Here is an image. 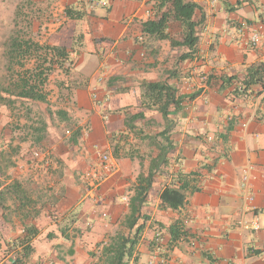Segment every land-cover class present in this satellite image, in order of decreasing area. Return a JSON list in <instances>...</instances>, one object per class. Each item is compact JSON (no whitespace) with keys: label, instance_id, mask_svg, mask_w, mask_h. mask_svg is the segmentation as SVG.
Listing matches in <instances>:
<instances>
[{"label":"crops","instance_id":"1","mask_svg":"<svg viewBox=\"0 0 264 264\" xmlns=\"http://www.w3.org/2000/svg\"><path fill=\"white\" fill-rule=\"evenodd\" d=\"M46 1L58 6L59 18L42 25L48 32L44 40L59 43L64 37L82 36L74 78L84 85L72 91L67 108H58L66 112L69 121L62 124L69 125V133L62 135L47 126L42 141L46 159L27 167L29 159H10L25 166L19 171L23 176L13 171L11 162L1 168L0 159V190L17 183L26 193L36 191L27 197L35 205L31 209L22 207L16 194L5 196L12 206L11 211L0 210V243L10 242L23 224L33 225L38 232L30 259L90 264L97 244L115 235L116 229L123 232L131 189L141 170L135 157L114 159L110 139L124 130L126 116L141 112L140 85L166 80L177 95L196 96L183 101L178 110L170 109L172 150L142 208L148 220L135 264H158L159 254L150 249L157 230L167 264H264V91L259 86L241 91L248 67L264 64V46L247 43L253 31L264 40V0H216L212 6L207 0H189L202 7L204 22L197 54L179 62L182 48L142 33L141 24L151 16L149 0H109L107 9H90L86 0ZM66 7L84 11L82 21H67ZM208 75L215 77L209 86ZM230 77V84L221 81ZM92 93L104 102L101 108L93 103ZM145 115L162 125L159 114ZM76 129L80 133L73 144L69 138ZM124 143L125 149L135 145L146 149L132 134ZM0 145L7 146L3 141ZM103 154L111 159L113 172L90 191L81 176ZM146 166L144 162L143 170ZM39 174L46 183H30L39 182ZM177 178L186 180L189 189L183 205L170 209L160 203L159 195ZM245 192L252 202L244 203ZM240 220L256 221L259 229L243 230ZM174 223L186 237L164 251L170 242L166 229ZM38 240L45 245L41 251Z\"/></svg>","mask_w":264,"mask_h":264},{"label":"trees","instance_id":"2","mask_svg":"<svg viewBox=\"0 0 264 264\" xmlns=\"http://www.w3.org/2000/svg\"><path fill=\"white\" fill-rule=\"evenodd\" d=\"M151 2L150 19L141 24L143 35L155 40H167L171 48H182L184 51L178 56V62L193 60L197 54L199 33L204 22L202 7L189 0H149V3ZM26 8H28L27 12ZM63 14L67 21H82L85 12L66 7ZM12 23L13 27L3 44L1 54L4 65L0 81V106L10 112L22 110L26 118L30 117L35 107L38 126L33 127L31 132L35 136L34 143L41 144L47 135L48 119L52 118V115L61 123L69 121L64 110L56 108L52 112L50 109L47 87L51 77L56 72L63 75L64 79L56 82V88L59 91L63 90L67 94L66 98L70 97L73 90L81 89L84 85L81 79L74 78L75 58L82 48V36L78 34L69 39L64 37L59 43L48 39L44 42L36 41L32 37V30L37 28L40 31L42 23L40 9H36L31 2H27V7L22 5L15 8ZM172 29H175L173 33L170 31ZM55 34L57 35V32ZM170 74L172 73H169L168 78L171 77ZM232 79L230 77L220 80L230 84ZM212 80H215V77L208 75L206 85L209 86ZM241 85V91H246L252 86H259L261 92L264 91V64L259 63L248 67ZM139 90L141 112L126 116L124 130L118 132L117 136L112 135L110 143L111 155L114 159L135 157L140 163L141 171L131 189L133 194L128 201V214L124 219L123 232L106 237L107 241L97 244L95 247L97 253L91 254L94 259L91 264H135L138 261L137 247L145 222L148 220L142 208L155 181V176L161 174L164 167L168 165V154L172 150L170 130L173 123L168 117L170 109L178 110L183 101L196 96L195 93L186 96L177 95V90L172 88L166 80L143 83ZM154 112L159 114L162 125H156L154 120L146 118L145 113ZM152 128L154 130L149 132ZM79 133V129L72 132L69 141L75 144ZM130 134L138 142H143L146 149L140 150L137 145L125 149L124 142ZM11 139V135H6V138H0V143L3 141L4 144L9 145ZM144 162H147V166L143 170ZM187 189L189 185L186 180L178 178L172 180L160 193L159 201L170 209H177L183 205L184 192ZM11 193L20 197L19 201H23L22 207L32 208L26 192L17 183H11L0 190L1 211L5 210L3 206L5 196L10 197ZM1 216L4 219L3 212ZM23 217L26 218V215ZM18 230L17 236L10 242L0 243V249L3 252L0 264H30V258L35 251L32 241L38 230L33 225L25 224ZM166 232L170 242L164 251L176 240L186 237L178 223L168 226ZM150 249L154 250L153 240L150 243ZM68 253L72 254L71 247ZM59 262L63 264L64 259L60 258Z\"/></svg>","mask_w":264,"mask_h":264},{"label":"rangeland","instance_id":"3","mask_svg":"<svg viewBox=\"0 0 264 264\" xmlns=\"http://www.w3.org/2000/svg\"><path fill=\"white\" fill-rule=\"evenodd\" d=\"M27 2H31L34 4L36 9H40V18H41V23L42 25L45 23L47 24L50 20L52 19H57L59 18L58 15L59 13L56 11L58 10V6L52 2L46 1L45 3L43 0H0V81L3 76V65L4 61L1 58V54L3 52V44L5 43V40L8 36V33L13 27V16H14V11L17 6H25L27 7ZM28 8H26V12ZM56 16H53V15ZM173 30V29H172ZM175 30V29H174ZM32 37L39 42H44V38H46L47 29L40 31L37 30V28H34L32 30ZM64 79L63 75L60 72H56L50 79V82L48 84L47 90L49 91V102H50V109L52 112L55 111L56 108H61V107H68V100L66 98L67 94H60V91L57 90L56 88V82L62 81ZM32 114L30 115L29 118L25 117V113L22 110L10 112L5 109V107L0 106V138L4 139L6 138V135L11 134V146L7 145L5 148H3V145H0L1 148H3V153L1 152L0 159H3L1 161V168L5 167V165H9L10 162L12 163V168L13 171L16 173H19V171H24L25 166L27 167V164L34 163L39 165V162L42 161L43 159H46L45 152L46 150V145L45 143L36 145L34 143L32 135V128L38 126L37 121L38 117L36 116V108L33 107L32 109ZM5 122V123H4ZM3 124H5L3 126ZM48 127L50 128L51 131L56 129H59L62 135L66 133L67 130H69V125L67 124H62L59 122L55 117L52 116V118L48 119ZM6 130V131H5ZM5 145V144H4ZM34 154H37L35 156ZM10 159H29L30 161L26 162L25 166L23 165H18L14 164L13 160ZM9 160V161H6ZM14 162L17 163V160ZM41 164V163H40ZM11 169L8 170L9 173ZM20 175L23 176L24 173H19ZM26 174V173H25ZM38 174V173H36ZM39 182L26 180L25 182H30L35 185H42L45 184V180L41 178L40 174L37 176ZM1 179V176H0ZM4 180V178H3ZM1 182V180H0ZM48 182V181H47ZM33 193H36V191L32 192H27L26 196L30 197L31 195L33 196ZM12 206V203L8 198L5 200V210L11 211L10 207ZM35 205L32 206L34 208ZM31 209V207H29ZM9 213V212H7ZM121 230V229H119ZM1 231V229H0ZM19 232V230H17ZM115 233H119L122 231H118L116 229L114 231ZM17 235V234H16ZM2 245V244H1ZM36 246L38 247V250L41 251L45 247V245L42 244L40 240H38ZM3 248V246H1ZM55 250V249H54ZM96 252V249H94ZM58 252V251H56ZM97 253V252H96ZM3 257V252L2 249H0V259ZM71 260H64L63 264H69ZM94 262V259L91 258V263ZM30 264H59L57 261L54 259H35L32 260L30 259Z\"/></svg>","mask_w":264,"mask_h":264},{"label":"built area","instance_id":"4","mask_svg":"<svg viewBox=\"0 0 264 264\" xmlns=\"http://www.w3.org/2000/svg\"><path fill=\"white\" fill-rule=\"evenodd\" d=\"M207 2L210 6H212L216 3V0H207ZM86 3L90 9L92 8L107 9L109 7V0H86ZM247 43L250 46H257V45L264 46V40H262L258 31L251 32V34L247 39ZM91 99L95 104V106L99 108L103 106L104 102L102 100H99L95 93H92ZM66 133L68 134L69 132L67 131ZM34 155L37 156V154ZM112 172H113V165L111 163V159L107 155L103 154L99 156V163L86 170L82 174L81 178L82 181L85 183V185L89 188V190L94 191L98 189V187L104 182V180ZM246 180H247V176H244L243 182L245 183ZM252 200H253L252 196L248 192H245L244 203L245 204L250 203L252 202ZM239 226L243 230H251L254 232L259 229L258 223L256 221H253L252 223L248 224L243 220H240ZM153 241H154V250L156 253L159 254V258L157 260L158 264H167V258L163 255L162 236L159 230H157L156 233L154 234Z\"/></svg>","mask_w":264,"mask_h":264}]
</instances>
